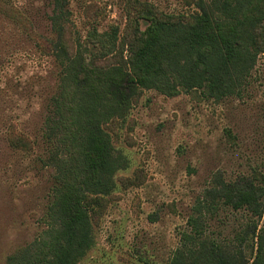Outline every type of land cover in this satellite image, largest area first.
Here are the masks:
<instances>
[{
  "label": "rangeland",
  "instance_id": "1",
  "mask_svg": "<svg viewBox=\"0 0 264 264\" xmlns=\"http://www.w3.org/2000/svg\"><path fill=\"white\" fill-rule=\"evenodd\" d=\"M11 1L32 19L35 37L0 19V264L49 240L57 223L49 211L52 189L70 159L60 152L55 161L66 164L47 167L41 139L59 71L44 41L54 36L50 7L44 0ZM189 2L68 0L71 34L118 63L141 42L149 25L145 10L179 17L195 10ZM256 37V45L246 40L252 58L232 74L237 88L231 95L140 88L125 110L112 112L109 165L89 191L93 245L78 264H170L190 233L195 203L216 176L264 183V20ZM261 229L264 213L258 219L224 208L208 222L205 236L251 264Z\"/></svg>",
  "mask_w": 264,
  "mask_h": 264
},
{
  "label": "trees",
  "instance_id": "2",
  "mask_svg": "<svg viewBox=\"0 0 264 264\" xmlns=\"http://www.w3.org/2000/svg\"><path fill=\"white\" fill-rule=\"evenodd\" d=\"M44 1L51 10L54 35L44 41L59 71L41 139L49 151L47 167L51 161L66 164L55 161L60 152L70 153V159L52 189L49 211L57 223L49 240L35 250H18L8 264H78L93 245L89 191L100 185L98 175L109 165L112 141L106 127L113 114L125 110L140 88L169 95L180 88H204L215 98L231 95L237 88L232 74L241 65L242 72L252 58L246 40L256 45V31L264 20V0H191L188 5L195 10L179 17L151 6L143 16L149 25L141 42L131 44L127 60L108 63L106 56H98L71 34L68 0ZM24 12L11 0H0V19L35 37L32 19ZM71 161H76L73 168ZM215 180L195 203L190 233L183 235L182 249L170 264H249L207 239L206 228L224 208L245 210L259 219L264 213V183L249 178L226 182L220 176ZM257 229L255 225L254 234ZM258 240L251 264H264V229Z\"/></svg>",
  "mask_w": 264,
  "mask_h": 264
}]
</instances>
